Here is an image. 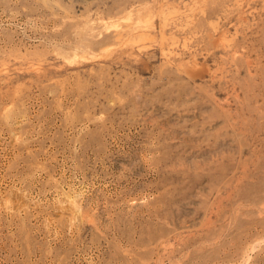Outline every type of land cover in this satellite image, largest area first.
Here are the masks:
<instances>
[{
	"label": "rangeland",
	"instance_id": "rangeland-1",
	"mask_svg": "<svg viewBox=\"0 0 264 264\" xmlns=\"http://www.w3.org/2000/svg\"><path fill=\"white\" fill-rule=\"evenodd\" d=\"M0 264H264V0H0Z\"/></svg>",
	"mask_w": 264,
	"mask_h": 264
}]
</instances>
